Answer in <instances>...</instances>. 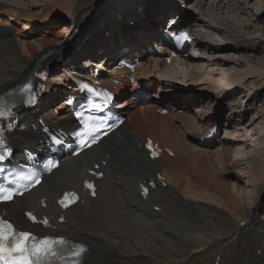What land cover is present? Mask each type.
I'll return each instance as SVG.
<instances>
[{
  "label": "bare ground",
  "instance_id": "bare-ground-1",
  "mask_svg": "<svg viewBox=\"0 0 264 264\" xmlns=\"http://www.w3.org/2000/svg\"><path fill=\"white\" fill-rule=\"evenodd\" d=\"M178 1L180 3L181 0ZM191 4L192 1L185 6L190 8ZM8 5L20 8L28 5L44 6L38 12H27ZM133 5L134 10L130 9ZM159 5V0H153L152 3L149 0H29L28 3L24 0H0V95L25 82L35 70L52 72L49 69L62 59V52L68 56H76L83 48L84 56L95 59L93 62L98 64L105 59L115 62L117 51L120 58L132 57L133 52L141 53V47L153 40L157 41L156 50H160L165 41L160 38L161 34L156 27L167 14L182 13L176 7L164 11L160 6L166 7V4ZM195 5L200 14L194 16L185 13L186 17L182 14V26L187 23L195 36L193 45L200 52V57L210 54V61L223 57L231 64V68H235L231 77H226V74L216 77L218 83L210 84L213 91L218 90L219 86H233L230 90L235 92L239 88L238 85L234 86L235 83L242 86L251 77L260 82L259 87H264V57L259 58L255 53L246 54L242 58L244 63L241 64L234 55L235 48L228 49L224 55L214 54L204 40L209 37L206 32L208 30L213 32L214 38L235 33L237 40L240 37L245 39L249 34L248 28H251L252 33L262 36L257 37V40L264 42V27L253 23V20L264 21V0H243L231 5L222 0H196ZM125 9H130L128 14L132 15L123 14ZM140 9L141 14L138 13ZM86 12L88 22L83 20ZM72 14L73 31L78 32L72 33L73 43L63 42L59 45L61 38L65 36V30L54 31V28ZM240 14L247 18L236 19ZM176 18L173 17L172 20ZM234 20L239 21L238 25L233 23ZM96 34L99 36L93 37ZM249 39L250 37L246 42L252 47L251 50L259 51L254 49L257 46L255 41ZM110 43L113 44L105 58L94 55V50ZM80 46V49H76ZM121 48H129L130 51L123 54ZM74 58L75 61L66 65L59 64L53 70L60 72L47 83L45 101L48 103L53 104L60 98L54 94L52 84L63 82L61 70L79 62L77 56ZM197 58L187 56L178 64H173L176 60L173 58L170 62L172 65L167 66L158 57L146 59L143 56V63L135 74L136 83L131 87L130 82L126 81L123 88L118 89L123 95L126 94V98L117 109L127 116V121L116 130L118 132L104 138L97 147L82 152L76 159L66 161L34 188L31 194L5 206L12 220L19 227L32 230L37 227L25 220V211L35 210L39 215H52L54 218L64 214L66 221L56 224L57 230L41 231L65 235L85 243L88 246L84 258L86 264H264V211L260 216L254 213L255 207L264 205V189L258 195L262 201L259 204H254L256 196L252 192H260L264 188V115L258 122L260 127L257 131V125L254 128L251 126L259 116L242 124L241 129L246 137L251 133L249 139L244 141L250 142L252 139V144L247 146H254V153L245 159L232 158L236 145L233 146L234 149L228 146L240 141L239 136H226L223 139H226L225 144L228 146L221 139L219 157L216 158L209 151L211 145H207L205 136H209L222 115L209 117L208 111L202 109L194 112L197 117H194L195 120L188 116L190 112L162 115L158 112L169 105H176V99L171 98L177 96L156 95L154 99H139V102L131 97V93L139 90L141 83L153 80L154 72L159 67L170 75V70L178 65L187 76H199L203 68L195 65ZM95 63L92 65L95 66ZM241 65L242 67H238ZM215 70L210 69L209 73L212 74ZM154 79L158 80L159 85L168 82V78L163 76ZM150 83L155 85V81ZM211 93L216 94L218 99L221 97L216 92ZM246 97L247 104L254 101L253 97ZM206 98L205 95L202 98L198 96L193 102L197 104ZM192 100L188 99V102ZM239 102L231 101L233 115L227 119V124L231 126L236 123L235 117L242 118L249 111L243 114L244 109ZM44 105L20 119L22 127L11 135V142L16 149L34 147L43 139L40 120L50 125L73 124L64 104L58 103L54 107ZM55 107L61 111L58 116L53 112ZM190 107L189 104L188 108ZM210 118L213 120L203 124ZM147 138L158 142L163 149L172 150L173 156L163 152L159 159L150 160L143 150ZM191 140H198V145L193 146ZM103 161L107 164L102 165L100 170L105 175L97 182L96 199L86 195L83 203H77L65 212L60 211L56 205L57 198L64 191L79 190L85 178L89 177L88 170L95 164L101 165ZM242 163L246 166L240 176L242 178V175L247 174L249 178L246 190L238 186V176H231L229 172L227 174L229 166L233 169L239 165V169ZM157 173L165 177L166 186L157 184L155 189L149 190L147 199L142 198L140 185L149 179H156ZM45 198L47 207L43 209L38 202ZM156 207L160 211H156ZM259 210L263 208L258 209V212Z\"/></svg>",
  "mask_w": 264,
  "mask_h": 264
},
{
  "label": "rangeland",
  "instance_id": "rangeland-1",
  "mask_svg": "<svg viewBox=\"0 0 264 264\" xmlns=\"http://www.w3.org/2000/svg\"><path fill=\"white\" fill-rule=\"evenodd\" d=\"M24 1L26 3L29 2V0H24ZM212 1H216V0H212ZM240 1H243V0H240ZM203 2H205V0H203ZM235 2H239V0L234 1V3ZM150 3H152V0H150ZM231 4H233V3H231ZM231 4H229V5H231ZM110 5H112V4H110ZM134 5L131 6L132 10H134ZM192 5H194V8L196 7L195 2ZM192 5H191L192 8L187 9L186 13H189L190 15L192 14L194 16H197L200 13L197 10V8L193 9ZM43 6L44 5H41L40 7L37 5H28L26 8H20V6H16V5H14V6L8 5V7H18L20 9H25V10H27V12H29L30 10L38 12L39 10H41L43 8ZM107 6H108V4H106V7ZM263 11H264V9H263ZM87 13L88 12H86L83 15L85 17L86 22H88V19H89L86 16ZM73 15L74 14L66 17L64 20H62V23L60 22L59 26L54 28V31H59V30L64 31L65 30V33H64L65 36H63L61 38L62 41L60 42L59 45H61V43H63V42L73 43V38H72V33L74 32L73 31V25H74ZM206 15H207V13H206ZM242 18H247V16L244 14H240L237 16L236 19H242ZM233 23L234 24L236 23L238 25L239 21L234 20ZM253 23L255 24V26L264 27V21L253 20ZM20 28H21V26H20ZM252 30L253 29L248 28L247 31L249 32V34H248V37H250L249 40L250 41L254 40L255 41L254 43L257 45L256 47H254V49L259 50V51H255V52L251 50L252 47H250V45L247 44V42H246L248 37H246L245 39L243 37H240V39L237 40V37L234 35L235 33H229L226 35V37H222L221 35H219L216 37L217 38V40H216V38H214L213 32L208 30L206 32H207L209 37H208V39L204 38V40H206L207 44L210 45V52L214 53V54L224 55V53H226L228 49L235 48L234 52L236 54H234V55L240 60L241 64H243L244 61L242 58L246 54H253V55L256 54V56L259 58L264 57V53H263L264 52V47H263L264 42H260L257 40V37H262V36H259L256 33H252ZM75 32H78V31H75ZM99 34H96L93 37H95V36L97 37V36H99ZM108 35L109 34H107L106 37H108ZM211 36H213V38L210 39ZM10 38H11V35H10ZM82 41H84V40H82ZM113 43H110L109 45H107L106 47H102L101 49L94 50V55H97L99 58L102 57L103 56L102 52L109 50V47H111ZM75 45L78 46L79 44H75ZM251 46H254V44ZM78 48L80 49L81 47H77L76 49H78ZM78 52L79 53L76 55L78 60L79 61L84 60L85 56H84L83 48L81 51H78ZM64 54L65 53L62 52V59L63 60L61 59L58 62V64H53L50 67V71L52 70V72H50V76H55L56 74H58V72L60 70H57V71H53V70L59 64L66 65L70 60H72V59L75 60L74 57H76V56H72L71 54H69V56L68 55L64 56ZM209 55L210 54H207L203 58V57H200V54L198 53V58L196 57L198 62L195 63V65L203 68L202 73L199 76H194V75L187 76L186 74H184L185 73L184 69L178 65H175L170 70V72H171L170 75H168L167 73H164V71L162 70L163 68H157L155 72L152 70H149V71L154 72V75H155L153 77V80H152V81H155V85H153L152 91H153L155 96L156 95H160L163 97L164 96L165 97L166 96H170V97L177 96V97H173L171 99H177L176 103L178 104L180 114H183L184 112H190L188 114V116L193 118V119H194V117H195V119L197 118L194 112H197V111L199 112L201 109L203 111H208L209 117H211V116L216 117L218 115H222V117L219 119V123H216L218 125V128L220 129L219 136H218L217 140H221L226 136H228L229 138L239 136L238 138L240 141L234 142L235 144L230 143L228 146L227 144H225L226 139L225 140L223 139V143H224V145H227L229 148H232V149H234L233 146L236 145L235 152L234 153L232 152V158L245 159L248 156H250L252 153H254L256 148L254 146L252 147L250 145L247 146V144H252V139L250 140V142L244 141L246 138L249 139V135L251 133L247 134V137H246V133L243 132V129H241L242 124L250 122L251 118L253 120L254 116H259L258 120L257 119L254 120V123L252 124L251 128H254L255 125H257V128H256V131H257L258 127H260V125H258L259 124L258 122L263 118L262 115H264V112H263L264 111V108H263V106H264L263 105L264 104V87H263V85L259 87L258 84L260 82H256V78L251 77V79L248 82H245V83L243 82L244 85H242V86L239 85L238 83H235L234 86L235 85L239 86L238 90L235 92L229 91L228 93H226L224 95L223 90H222L223 88H221V89L218 88V90L213 91V89L210 87V84L218 83L216 77H220L224 74L227 75L226 77H231L232 72L235 70V68H231L232 67L231 64H229L225 59H223V57H216L213 61H210ZM70 56H72V57H70ZM212 62H214V63H212ZM233 67H235V66L233 65ZM238 67H242V65L238 66ZM214 68L216 70L211 72L212 74H210L209 70L214 69ZM228 69H230V70L228 71ZM144 71L148 72V70H144ZM219 72H221V73H219ZM162 76L164 78H168V82H166L165 85H159L158 80L154 79V78H160ZM232 87L227 88V89L230 90ZM255 87H257V89ZM258 89H259V92H257ZM161 90H167L169 92H162ZM199 91L203 92V93H200ZM211 92H216L218 95L220 94L221 97L218 99L216 94L211 93ZM239 93H242V94H239ZM203 95L207 96V98L204 99L203 101H201L200 103H197V104H195L193 102L196 99V97L201 96V98H202ZM246 95H249V97H253L254 101L251 102L250 104H247L248 97H246ZM255 96H257V97H255ZM244 97H246V98H244ZM188 99H193V100L188 102ZM235 100L238 102L240 101L239 103L241 104V107L244 109L243 114H245L247 112V110H249V111L242 118L235 117L234 122L236 119V123H233L231 126V125H229V123L227 124V119L229 116L233 115V113H232L233 106H231V101H235ZM189 104L191 105L190 108H188ZM246 104H247V106H246V108H244V106ZM189 110H191L193 112V114ZM206 116H207V114H206ZM209 117H207V118H209ZM212 118H210L206 123H203V124H208L210 122V120L214 119V118L213 119ZM205 120H206V118L203 120V122H205ZM192 122H193V120H192ZM192 122H189V124H192ZM198 128L200 129L201 127H198ZM200 130L202 131V129H200ZM228 133L229 134L231 133V134L229 135ZM191 134H194V133H191ZM232 134L234 136H232ZM191 143L193 144V146H196V145H198V140H193V141L191 140ZM219 146L220 145L217 143L216 145L211 146V150L208 149L209 151H211L215 154L216 158L219 157V155H218V147ZM213 162H215L214 159H213ZM238 166H234L233 169H231V167L229 166V168L227 169V174L229 172V174L231 176H238L240 178V182H238V186L240 188L246 190V186L249 183V178L247 177V174H245V176L242 175L243 179L240 176L242 170L245 168L246 165L243 164L242 166H240L239 169L237 168ZM263 189L264 188H261L260 192H259V190L255 191V192L252 191L254 193V195L256 196V198L254 199V204L262 203V201L258 198V195L261 193V191ZM260 208H263V210H259L260 212H258V209H260ZM263 211H264V205L263 204L260 207L254 208V213L258 214V216H260L261 212H263ZM251 214H253V210H251ZM246 260H248V259H246Z\"/></svg>",
  "mask_w": 264,
  "mask_h": 264
},
{
  "label": "snow or ice",
  "instance_id": "snow-or-ice-1",
  "mask_svg": "<svg viewBox=\"0 0 264 264\" xmlns=\"http://www.w3.org/2000/svg\"><path fill=\"white\" fill-rule=\"evenodd\" d=\"M2 142L0 140V143ZM3 159L4 156L0 155V161ZM8 198L4 197V199ZM61 203L63 204V201ZM29 217L34 219L31 214ZM44 223L46 224L47 221ZM64 244L66 241L62 239H37L30 233L17 232L10 223L0 220V261L3 264H51V258H59V253L53 245ZM75 254L78 255L79 253Z\"/></svg>",
  "mask_w": 264,
  "mask_h": 264
},
{
  "label": "trees",
  "instance_id": "trees-1",
  "mask_svg": "<svg viewBox=\"0 0 264 264\" xmlns=\"http://www.w3.org/2000/svg\"><path fill=\"white\" fill-rule=\"evenodd\" d=\"M81 19L83 18V17H80ZM85 18H83V20H84Z\"/></svg>",
  "mask_w": 264,
  "mask_h": 264
}]
</instances>
